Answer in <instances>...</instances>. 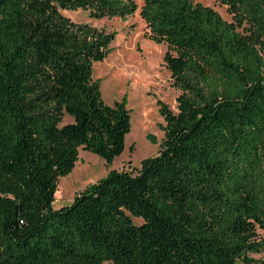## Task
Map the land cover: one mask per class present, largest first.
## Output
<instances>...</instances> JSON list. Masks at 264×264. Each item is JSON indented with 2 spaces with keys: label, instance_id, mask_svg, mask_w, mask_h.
I'll return each instance as SVG.
<instances>
[{
  "label": "trees",
  "instance_id": "trees-1",
  "mask_svg": "<svg viewBox=\"0 0 264 264\" xmlns=\"http://www.w3.org/2000/svg\"><path fill=\"white\" fill-rule=\"evenodd\" d=\"M214 1L230 20L196 0H143L177 111L157 100L156 155L55 208L79 149L110 165L131 128L127 95L107 104L92 79L116 31L61 10L126 21L137 3L0 0V264H264V0Z\"/></svg>",
  "mask_w": 264,
  "mask_h": 264
},
{
  "label": "rangeland",
  "instance_id": "rangeland-1",
  "mask_svg": "<svg viewBox=\"0 0 264 264\" xmlns=\"http://www.w3.org/2000/svg\"><path fill=\"white\" fill-rule=\"evenodd\" d=\"M135 1L137 9L126 21L119 18L94 19L83 9L61 10L74 21L88 22L108 32L116 31L111 44L113 51L104 60L94 62L92 79H100L101 96L107 104L127 95L131 128L125 137L124 150L110 165L100 155L79 149V159L72 171L59 178L53 202L55 208L71 204L81 189L105 176L109 170L135 169L140 167L144 158L156 155L164 138L162 126L165 125L157 100L177 111L179 91L173 87L170 72L163 62L167 46L146 37L147 29L139 14L143 0ZM196 1L215 8L225 19H231L225 5L214 0ZM71 120L65 115L63 123ZM260 234L264 237V231L260 230ZM254 256L264 259V251Z\"/></svg>",
  "mask_w": 264,
  "mask_h": 264
},
{
  "label": "bare ground",
  "instance_id": "bare-ground-1",
  "mask_svg": "<svg viewBox=\"0 0 264 264\" xmlns=\"http://www.w3.org/2000/svg\"><path fill=\"white\" fill-rule=\"evenodd\" d=\"M132 130V129H131ZM58 188H59V186H58ZM55 195H56V193H55ZM56 197V196H55Z\"/></svg>",
  "mask_w": 264,
  "mask_h": 264
}]
</instances>
